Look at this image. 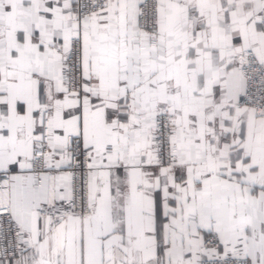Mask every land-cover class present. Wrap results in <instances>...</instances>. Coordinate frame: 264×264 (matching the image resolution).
I'll use <instances>...</instances> for the list:
<instances>
[{"label": "snow or ice", "instance_id": "6c2138e0", "mask_svg": "<svg viewBox=\"0 0 264 264\" xmlns=\"http://www.w3.org/2000/svg\"><path fill=\"white\" fill-rule=\"evenodd\" d=\"M0 264H264V0H0Z\"/></svg>", "mask_w": 264, "mask_h": 264}]
</instances>
